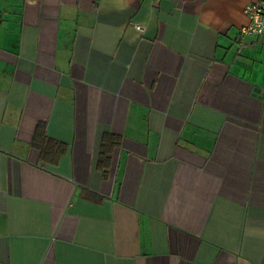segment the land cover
<instances>
[{
    "label": "crops",
    "instance_id": "0c3cea01",
    "mask_svg": "<svg viewBox=\"0 0 264 264\" xmlns=\"http://www.w3.org/2000/svg\"><path fill=\"white\" fill-rule=\"evenodd\" d=\"M255 1L0 0V264H264Z\"/></svg>",
    "mask_w": 264,
    "mask_h": 264
},
{
    "label": "trees",
    "instance_id": "16d2710c",
    "mask_svg": "<svg viewBox=\"0 0 264 264\" xmlns=\"http://www.w3.org/2000/svg\"><path fill=\"white\" fill-rule=\"evenodd\" d=\"M34 146L40 148L41 153L43 156H46L45 151L48 154H51L52 150H60L58 154H62L63 150L65 149L63 144H60L59 142H56L52 139H49L46 136V127L44 124H39L36 129L35 133V139L33 142ZM117 146V142L115 141V138L111 135H106L104 137V141L102 143V150L100 155V161L99 166L103 167L107 162H109V159L111 158V152L114 147Z\"/></svg>",
    "mask_w": 264,
    "mask_h": 264
},
{
    "label": "built area",
    "instance_id": "2783aa9c",
    "mask_svg": "<svg viewBox=\"0 0 264 264\" xmlns=\"http://www.w3.org/2000/svg\"><path fill=\"white\" fill-rule=\"evenodd\" d=\"M153 3H160L162 0H151ZM249 21L241 28L242 36H263L264 35V0H256L248 4L244 9ZM143 31V27L137 25Z\"/></svg>",
    "mask_w": 264,
    "mask_h": 264
}]
</instances>
